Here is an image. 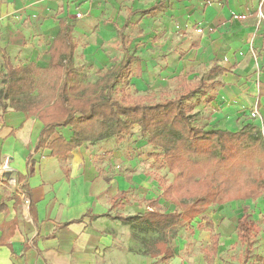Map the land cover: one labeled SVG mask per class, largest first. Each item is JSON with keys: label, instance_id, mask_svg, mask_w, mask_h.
<instances>
[{"label": "crops", "instance_id": "0c3cea01", "mask_svg": "<svg viewBox=\"0 0 264 264\" xmlns=\"http://www.w3.org/2000/svg\"><path fill=\"white\" fill-rule=\"evenodd\" d=\"M263 3L0 0V94L14 92L9 86L10 66L13 70L27 69L26 79L33 81L31 87H19V95H45L43 81L52 58L51 47L63 30L69 29L75 50L63 61V70H71L67 85L74 79L94 84L97 71H106L129 57L133 92L158 101L170 97L166 95L173 89L170 83L180 76L181 82L185 79L190 84L201 80L196 79L198 67L204 68L207 78L203 80L209 79L215 63L226 72L212 77L217 84L188 99L186 105L197 118L193 125L205 131L238 132L252 121L255 125L261 121L249 116L256 104L264 122V97L258 99L253 89L257 76L264 86V22L258 16L260 11L264 13ZM79 13L81 18H76ZM117 45L122 54L114 63L103 49ZM250 49L257 54L256 62L249 55ZM79 62L97 68L94 82L76 73ZM64 79L62 74L60 85ZM42 128L36 116L28 117L22 109H15L9 98L0 100V264H181L169 241L172 256L168 258L157 252L145 254L143 237L134 251L129 241L133 236L128 240L125 232L127 226L148 227L112 219L115 215L133 217L157 209L158 203L152 205L149 201L158 197L144 198L143 210V203L132 202L127 196L132 189L152 188L149 176L137 172L127 175L118 169L110 173L109 164L104 168L95 166L94 158L104 154L108 140L93 146L86 143L74 149L65 161L50 156L48 149L35 151ZM134 128L139 132L137 126ZM59 136L69 141L71 128H58L51 140ZM123 141L117 144V150L108 149L115 159L124 160ZM6 178L15 179L16 185L11 186L12 181L9 184ZM239 202L253 201L221 206ZM239 218L234 223V244L238 242ZM207 232L209 248L202 250L200 258L185 264H221L217 251L210 257V240L216 234L219 245V240L225 241L224 233ZM155 233L157 239L159 234Z\"/></svg>", "mask_w": 264, "mask_h": 264}, {"label": "trees", "instance_id": "16d2710c", "mask_svg": "<svg viewBox=\"0 0 264 264\" xmlns=\"http://www.w3.org/2000/svg\"><path fill=\"white\" fill-rule=\"evenodd\" d=\"M66 31L63 30L50 50L52 58L43 81L46 94L19 95L18 88L31 87L33 81L26 79L27 69L13 70L8 66V77L12 78L9 86L14 92L10 90L9 94H0V100L9 98L15 109H22L28 117L36 116L43 128L35 151L48 149L50 156L61 161L86 143L109 139L120 142L130 135L134 126L139 128L146 144L160 151L150 156L162 157L173 176L171 183L161 178L156 180L161 195L149 202L157 205L159 200H163L175 207L172 212L151 209L140 216L112 217L125 225L139 222L159 234L152 241L142 239L145 254L154 255L157 252L164 258L172 256L167 247L168 232L202 217L210 207L264 198V140L258 127L246 125L235 133L205 131L193 125L192 109L186 105V101L197 93L214 87L217 82L212 77L223 74L225 69L214 63L209 70V79L192 84L184 79L181 92L158 101L136 92L129 94L123 89L117 94L118 84H129V57L106 71H97L94 84L74 79L67 85L71 70H63V61L72 57L75 47L69 29ZM62 74L65 79L60 85ZM263 97L264 86L259 84L258 99ZM21 105L23 108H19ZM66 127L72 131L69 141L62 136L51 140L58 128ZM198 227H206L207 231L213 232L210 221ZM236 231L237 241L243 245H247L257 234V226L246 210L237 221ZM132 236L136 238V235ZM210 241V257L213 258L218 236L213 234ZM244 257L245 261L248 260L249 252L246 251Z\"/></svg>", "mask_w": 264, "mask_h": 264}, {"label": "rangeland", "instance_id": "374dc122", "mask_svg": "<svg viewBox=\"0 0 264 264\" xmlns=\"http://www.w3.org/2000/svg\"><path fill=\"white\" fill-rule=\"evenodd\" d=\"M103 51L107 55L108 59H111L114 63H117L121 58L122 53L120 54L121 51L118 45L116 47H112L111 49H103ZM249 55L255 62L257 61V54L252 51V49L249 50ZM80 63L81 62H79L77 68H75L76 73H78L83 79L92 80L94 82L96 79L94 76V70L97 68L92 66L91 69V67H88L87 64ZM197 72L199 76H197L196 79L199 80L207 78L204 73V68L198 67ZM1 75H3V69L0 62V78ZM181 79L182 76H180L177 81L175 80L170 83L172 84L171 86L173 89L169 90L170 92L166 94L167 96L174 97L181 92L182 87L181 84H179ZM255 82L256 85L253 89L255 94L258 95V84L260 83L258 76ZM117 88V94L120 93V89H123V91L129 94L133 93V89L130 84L127 86L124 84H118ZM157 94L158 93H156V95ZM159 96L162 97V95ZM196 119V116H191L192 123H195ZM249 124L255 125V122L252 121ZM256 125L255 126L258 127V131L262 137L261 131L264 130L263 119L261 118L260 122H256ZM123 140L124 144L121 145H123L122 151L124 160L115 159V157L111 155L112 153L109 152L108 149L114 147V149L117 150L116 147L119 142L114 139H109L108 141H110V143L106 148L107 150H104V154L95 156L94 164L95 166L102 168L109 164L111 168L109 169L110 173L118 169L127 175L137 172L142 173L147 177L149 176L152 188H147L148 190L146 191L132 189L128 191L127 195L128 199L132 202H139L140 204L143 203L144 210L146 205L144 198H149L150 196L157 198L161 195V190L156 180L161 178L166 180V182L171 183L173 176L168 172L162 157L155 158L150 156L151 154H158L160 151L147 146L145 144V138L141 137L139 132H136V128L133 127L130 135L126 136ZM93 145L94 144H91V146ZM111 151L113 152V150ZM143 205L141 206L143 207ZM156 208L162 212H172L175 209L173 205L165 203L163 200L158 202ZM243 209L247 210L251 219L257 226V234L255 238L247 245H243L238 242L234 244V223L237 218L242 215ZM208 221L212 222L215 233L218 231H223L224 233L225 241L221 242L219 240L217 249V257L221 261V264H264V200L248 202L247 204L239 202L225 206H213L209 208L202 217H199L189 223L177 226L174 231L168 232L167 236L169 244L171 248H173L174 256L179 259L181 264L187 263L189 259L196 260V258H200L202 250L204 248H209L210 233L203 231L206 227L202 229L198 227V225L205 226ZM125 232L127 233L128 240L130 235L135 234L137 236V238L129 240L130 246L133 247L134 251L140 247L139 238L143 237L147 240H152L157 237L155 232L140 225H134L131 227L127 226ZM246 251L249 252L250 258L248 261L244 262L243 258Z\"/></svg>", "mask_w": 264, "mask_h": 264}, {"label": "built area", "instance_id": "2783aa9c", "mask_svg": "<svg viewBox=\"0 0 264 264\" xmlns=\"http://www.w3.org/2000/svg\"><path fill=\"white\" fill-rule=\"evenodd\" d=\"M81 13L77 14L76 15V18H81ZM258 16L261 20L264 21V16L263 14L261 13V11L258 13ZM250 118L252 120H261V115L259 113V110H258V107H257V104L253 107L252 111L250 112ZM261 134H262V138L264 139V130L261 131ZM5 181H7L9 184L11 183L12 181V185L11 186H14L16 185V182H15V179H10V178H6ZM2 183V182H1ZM25 199V198H24ZM26 204H28V201L25 202Z\"/></svg>", "mask_w": 264, "mask_h": 264}]
</instances>
